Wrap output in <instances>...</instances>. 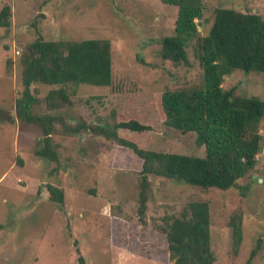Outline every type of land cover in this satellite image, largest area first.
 Masks as SVG:
<instances>
[{
  "label": "rangeland",
  "instance_id": "rangeland-1",
  "mask_svg": "<svg viewBox=\"0 0 264 264\" xmlns=\"http://www.w3.org/2000/svg\"><path fill=\"white\" fill-rule=\"evenodd\" d=\"M203 19L189 43V64L162 57V39L175 34L179 9L161 0H0L11 7L10 27H0V264H173L165 235L166 217L180 216L193 201L211 210V246L217 264H264L263 150L256 169L227 191L150 176L146 225L139 218L143 161L128 148L95 135L89 127L138 119L152 131L119 135L157 152L203 157L196 134L167 127L159 108L166 90L204 84L196 40L206 36L218 8H234L264 18V0H202ZM42 36L46 41L104 39L112 45L110 85H67L72 104L50 110L46 97L61 86L34 84L33 112L62 119L52 135L58 162L37 156L43 140L38 126L17 117L24 90L21 58ZM223 87L264 101V73L237 70ZM84 127L77 134L66 126ZM86 126V127H85ZM42 142V141H41ZM61 188L64 205L47 186ZM241 216L243 242L233 252L230 221Z\"/></svg>",
  "mask_w": 264,
  "mask_h": 264
},
{
  "label": "trees",
  "instance_id": "trees-1",
  "mask_svg": "<svg viewBox=\"0 0 264 264\" xmlns=\"http://www.w3.org/2000/svg\"><path fill=\"white\" fill-rule=\"evenodd\" d=\"M178 7L175 34L162 39V57L175 64H189L187 47L198 35V22L203 19L202 0H161ZM11 7L0 12V27H10ZM204 73L201 87L166 90L160 95L159 108L167 127L182 134H196V145L205 148V156L157 152L142 148L136 141L124 138L119 131L142 134L152 127L138 119L122 120L113 125L89 127L97 136L128 148L143 161L140 172L139 218L146 225L150 176L173 180L204 190H230L238 181L256 169L262 153L264 101L257 97L236 94V88L225 89L226 76L242 70L264 73V18L234 8H218L213 25L206 36L196 40ZM24 90L17 100V117L41 129L43 140L37 156L58 162L57 146L52 135L57 115H38L33 112L38 98L31 87L40 83L61 86L46 97L50 110L71 105L67 85H110L113 59L109 40L46 41L42 36L30 44L21 58ZM84 125L66 126L77 134ZM86 127V126H85ZM264 184V182H263ZM51 199L64 205L63 190L48 185ZM211 210L206 201H193L184 207L180 216L166 217L157 231L165 235L173 264H217L211 246ZM233 252L237 254L243 242L241 216L230 221ZM258 245L247 264H252ZM81 264L83 259L81 258ZM236 264V263H230Z\"/></svg>",
  "mask_w": 264,
  "mask_h": 264
},
{
  "label": "water",
  "instance_id": "water-1",
  "mask_svg": "<svg viewBox=\"0 0 264 264\" xmlns=\"http://www.w3.org/2000/svg\"><path fill=\"white\" fill-rule=\"evenodd\" d=\"M255 182L263 183L264 182V179H262V178H260V179L255 178Z\"/></svg>",
  "mask_w": 264,
  "mask_h": 264
}]
</instances>
